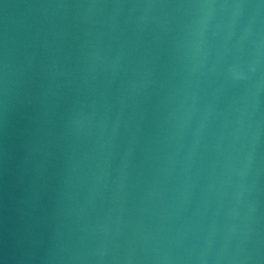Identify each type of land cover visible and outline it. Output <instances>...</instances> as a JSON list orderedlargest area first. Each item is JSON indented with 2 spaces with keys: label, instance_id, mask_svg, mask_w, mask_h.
<instances>
[{
  "label": "water",
  "instance_id": "1",
  "mask_svg": "<svg viewBox=\"0 0 264 264\" xmlns=\"http://www.w3.org/2000/svg\"><path fill=\"white\" fill-rule=\"evenodd\" d=\"M0 264H264V0H0Z\"/></svg>",
  "mask_w": 264,
  "mask_h": 264
}]
</instances>
